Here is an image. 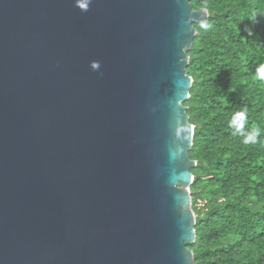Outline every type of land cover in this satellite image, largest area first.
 Listing matches in <instances>:
<instances>
[{
	"label": "water",
	"instance_id": "95a60500",
	"mask_svg": "<svg viewBox=\"0 0 264 264\" xmlns=\"http://www.w3.org/2000/svg\"><path fill=\"white\" fill-rule=\"evenodd\" d=\"M209 15L192 0H0V264L196 263L184 103Z\"/></svg>",
	"mask_w": 264,
	"mask_h": 264
},
{
	"label": "trees",
	"instance_id": "16d2710c",
	"mask_svg": "<svg viewBox=\"0 0 264 264\" xmlns=\"http://www.w3.org/2000/svg\"><path fill=\"white\" fill-rule=\"evenodd\" d=\"M209 11L208 30L199 24L190 56L194 79L184 103L195 126L190 156L197 238L195 264H264V17L247 19L264 0H192ZM251 29L255 35L249 36ZM246 110L245 131L257 130L245 145L230 126ZM204 206H199V203Z\"/></svg>",
	"mask_w": 264,
	"mask_h": 264
},
{
	"label": "clouds",
	"instance_id": "9594fccd",
	"mask_svg": "<svg viewBox=\"0 0 264 264\" xmlns=\"http://www.w3.org/2000/svg\"><path fill=\"white\" fill-rule=\"evenodd\" d=\"M92 0H77V7H79L82 11H86L88 7L90 6V3ZM264 17V11L260 9H255L251 11L247 17L248 20H250L253 24L257 22V17ZM201 29L204 31L208 30L209 25L206 22H201L200 25ZM248 35L253 36L255 33L249 29L248 30ZM90 67L92 68L93 71H98L100 68V62L99 61H93L91 62ZM257 77L261 80H264V65H261L257 69L256 73ZM247 121V116H246V110L244 111H239L237 112L231 122L230 126L235 130V132L239 133L243 137V143L245 145L251 144V143H256L259 132L255 129L250 130V131H245V123ZM183 148H179L176 152L171 153L173 158H176L178 154H182Z\"/></svg>",
	"mask_w": 264,
	"mask_h": 264
},
{
	"label": "built area",
	"instance_id": "2783aa9c",
	"mask_svg": "<svg viewBox=\"0 0 264 264\" xmlns=\"http://www.w3.org/2000/svg\"><path fill=\"white\" fill-rule=\"evenodd\" d=\"M199 206H204V203H201V202H200V203H199Z\"/></svg>",
	"mask_w": 264,
	"mask_h": 264
}]
</instances>
